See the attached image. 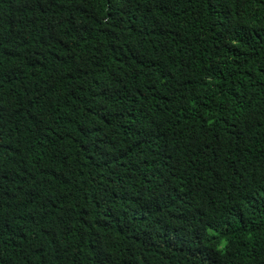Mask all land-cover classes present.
I'll use <instances>...</instances> for the list:
<instances>
[{
	"label": "trees",
	"instance_id": "trees-1",
	"mask_svg": "<svg viewBox=\"0 0 264 264\" xmlns=\"http://www.w3.org/2000/svg\"><path fill=\"white\" fill-rule=\"evenodd\" d=\"M0 264H264V0H0Z\"/></svg>",
	"mask_w": 264,
	"mask_h": 264
},
{
	"label": "clouds",
	"instance_id": "clouds-1",
	"mask_svg": "<svg viewBox=\"0 0 264 264\" xmlns=\"http://www.w3.org/2000/svg\"><path fill=\"white\" fill-rule=\"evenodd\" d=\"M175 173L178 174L179 169L176 170ZM194 178H195V175H190V174H187L183 177V179H185L188 182H193ZM173 215L177 222L183 223V219L181 218L182 213L176 210L175 205H173ZM196 235H197L196 230H194L192 227L185 225V226H182V231L180 234L175 235V236H169V237L174 241V244L178 241H181L183 243V247H185L188 244L193 246ZM174 246H173V249H174Z\"/></svg>",
	"mask_w": 264,
	"mask_h": 264
}]
</instances>
